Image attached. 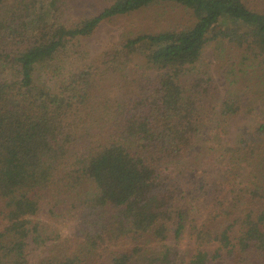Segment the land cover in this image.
I'll return each instance as SVG.
<instances>
[{"label":"trees","instance_id":"trees-1","mask_svg":"<svg viewBox=\"0 0 264 264\" xmlns=\"http://www.w3.org/2000/svg\"><path fill=\"white\" fill-rule=\"evenodd\" d=\"M161 4L192 22L131 34L66 73L79 39ZM51 5L0 0V264H30L32 250L57 242L69 245L40 264H264V122L222 147L233 168L250 170L248 186L205 178L190 209L169 171L205 128L242 112L231 97L218 111L213 78L193 71L207 45L235 47L262 77L264 0H112L70 27ZM134 58L158 75L131 79ZM71 216L76 231L60 240L51 221Z\"/></svg>","mask_w":264,"mask_h":264},{"label":"rangeland","instance_id":"rangeland-1","mask_svg":"<svg viewBox=\"0 0 264 264\" xmlns=\"http://www.w3.org/2000/svg\"><path fill=\"white\" fill-rule=\"evenodd\" d=\"M112 3V0H43L45 8L54 4L58 8L57 19L65 26H73L75 23L96 16ZM192 22L190 16L184 9L173 4H161L132 15L122 16L103 22L93 35L88 38L79 39L77 44L70 47L63 57L66 63V73L78 71L81 67L93 64L105 51L120 46L129 35H140L143 33H160L179 28ZM243 56L240 51L229 44L217 46L209 43L203 53L201 61L193 71L206 72L211 75L219 92L218 111L222 101L226 98H235V103L242 106V112L233 119L213 123L218 128L216 132L208 135V128L200 136L198 143L193 150L180 162L170 166V173L176 184L180 187V194L184 195L183 204L192 208L194 184L205 178H219L234 188L236 191L250 184L251 175L249 169L238 166L233 168L228 162L227 156H221L223 148L233 146L242 133L252 131L264 122V70L257 78L252 73V62L243 66ZM129 74L133 78H155L158 72L147 70L142 59L134 58L130 63ZM248 68L249 74L241 77L238 73L241 69ZM232 71V72H231ZM241 77V78H240ZM209 124V126H211ZM223 147V148H222ZM231 184H229V182ZM180 197V196H179ZM183 198V196H182ZM181 203V204H182ZM195 211L191 214V217ZM48 220L45 210L39 220ZM53 226L60 233V240L65 241L74 235L77 228L76 219L57 218L51 221ZM193 240L186 238L182 242V257L187 261L192 255ZM61 242L52 243L39 249L32 250L30 264H40L49 256L59 254L61 248L68 243L61 245ZM212 250L214 245H206Z\"/></svg>","mask_w":264,"mask_h":264}]
</instances>
